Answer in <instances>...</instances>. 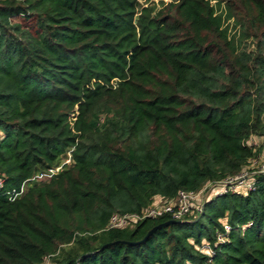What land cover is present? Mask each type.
I'll use <instances>...</instances> for the list:
<instances>
[{
	"label": "trees",
	"instance_id": "16d2710c",
	"mask_svg": "<svg viewBox=\"0 0 264 264\" xmlns=\"http://www.w3.org/2000/svg\"><path fill=\"white\" fill-rule=\"evenodd\" d=\"M214 1L0 0V264H264V0Z\"/></svg>",
	"mask_w": 264,
	"mask_h": 264
},
{
	"label": "built area",
	"instance_id": "2783aa9c",
	"mask_svg": "<svg viewBox=\"0 0 264 264\" xmlns=\"http://www.w3.org/2000/svg\"><path fill=\"white\" fill-rule=\"evenodd\" d=\"M263 161H264V149H263ZM58 169L52 170V172L57 171ZM261 170L264 171V165L261 167ZM206 185L210 186H217V189L215 190L216 193H222L227 190H237V187L241 188H249L252 186V181H247V176L245 173H241L236 177L228 178L223 181H217V182H209ZM202 187L198 191H179L176 198L173 201L170 202H164V201H157L150 206H148L146 209H144L140 214H113L110 217L109 221V227L113 228H122L127 226L128 224L146 218V217H158L163 214H169L171 215L172 219L174 220H180L183 219L186 215H190L191 212L194 211V208H196V204L198 202V199L201 195V190L206 188ZM240 188V189H241ZM203 204V202H202ZM202 204L199 206V208L195 209L199 212L201 210ZM225 229H228V225H224ZM218 239L222 240V237H218ZM202 251L206 253H210V249L207 243H204L202 246Z\"/></svg>",
	"mask_w": 264,
	"mask_h": 264
},
{
	"label": "rangeland",
	"instance_id": "374dc122",
	"mask_svg": "<svg viewBox=\"0 0 264 264\" xmlns=\"http://www.w3.org/2000/svg\"><path fill=\"white\" fill-rule=\"evenodd\" d=\"M153 1L158 2L159 0H153ZM162 1H164V3H168L171 0H162ZM212 3L215 4V1L212 0ZM215 8H216L217 13H221L222 14V16L224 18V24L228 27L229 34L230 35H236V37L239 36L238 35L239 30H240L239 29V26L236 25L235 22L232 19H227L225 17V15H224V12H225L224 7L223 6L215 5ZM248 43L249 42H246L245 44H247V45H249V47H251V45L248 44ZM250 142L252 144H254V145H259L261 143V139L260 138H257V137H251L250 138ZM64 161L67 162V163H69L70 162L69 157H67L66 160H64ZM263 165H264V161H263V158H262V159L256 160L255 162L253 161L248 167L250 169H252V168H259V169H261V167ZM58 168H56V169H58ZM243 173H245V175L247 176V180L250 179L249 170H245V172H243ZM204 187H205V185H204ZM240 188L241 187L239 186L236 189L238 190ZM216 189H217V186L214 187V186L206 185V188H204V189L201 190V195H200V197L198 199V202L196 204V208H194V211L191 212V215L192 216L196 214V210L195 209L199 208V206L202 204V202H204L207 198H209L210 196H213V192ZM42 264H54V263L52 262V260L50 258H46Z\"/></svg>",
	"mask_w": 264,
	"mask_h": 264
},
{
	"label": "water",
	"instance_id": "95a60500",
	"mask_svg": "<svg viewBox=\"0 0 264 264\" xmlns=\"http://www.w3.org/2000/svg\"><path fill=\"white\" fill-rule=\"evenodd\" d=\"M174 222H178L177 220H174V219H170V220H167L166 222H163V223H160L154 227H152L147 233L146 235L143 237V240L145 238H147L156 228H159V227H162V226H165L167 224H170V223H174Z\"/></svg>",
	"mask_w": 264,
	"mask_h": 264
}]
</instances>
